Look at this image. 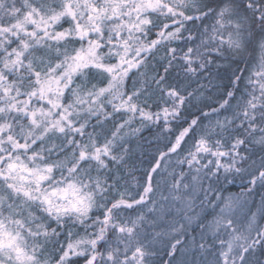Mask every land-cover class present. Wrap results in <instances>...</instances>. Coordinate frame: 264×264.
Wrapping results in <instances>:
<instances>
[{
    "label": "snow or ice",
    "instance_id": "1",
    "mask_svg": "<svg viewBox=\"0 0 264 264\" xmlns=\"http://www.w3.org/2000/svg\"><path fill=\"white\" fill-rule=\"evenodd\" d=\"M0 264H264V0H0Z\"/></svg>",
    "mask_w": 264,
    "mask_h": 264
},
{
    "label": "trees",
    "instance_id": "2",
    "mask_svg": "<svg viewBox=\"0 0 264 264\" xmlns=\"http://www.w3.org/2000/svg\"><path fill=\"white\" fill-rule=\"evenodd\" d=\"M192 87L195 88V87H196V84H193ZM190 90H191V89H190ZM209 95H210V94H209ZM214 106H215V105H213V107H214ZM155 131H156V130L154 129V130H153V133H149V132H147V131L144 132V133H143V138H144L145 140L153 139V134L155 133ZM134 143H135V141H134ZM147 147H148V146L145 145V148H147ZM152 147H153V148H155V147H160L161 150H165V149H164V144H163V143H160L159 145H153ZM142 159H144V158L141 157V156L139 155V152H137V153L134 155V158H133V160H132L130 163H134L138 169L146 168V167H147V164H146V163L143 164V165H141V163H140V161H141ZM172 159H175V157H173ZM136 175H137L138 177L141 176V175H142V171H137ZM238 183H239V180H237V184H238ZM164 189H165L164 186L161 185V191H162V192H163ZM228 191H230V192H239L240 189H239V187H237V186H231V187L228 188ZM159 194H160V193H157V198H158V195H159Z\"/></svg>",
    "mask_w": 264,
    "mask_h": 264
},
{
    "label": "rangeland",
    "instance_id": "3",
    "mask_svg": "<svg viewBox=\"0 0 264 264\" xmlns=\"http://www.w3.org/2000/svg\"><path fill=\"white\" fill-rule=\"evenodd\" d=\"M163 194L164 195H167V191H166V189H164L163 190ZM160 195V194H159ZM159 195H158V198L157 199H159ZM197 211H199V209H197ZM199 231V229H196V232H198ZM192 234H196V233H193V232H191V230H190V235H192ZM164 259H167V257H164ZM187 259L189 260V261H196V260H198L199 259V254H197V253H193V252H189L188 253V255H187Z\"/></svg>",
    "mask_w": 264,
    "mask_h": 264
}]
</instances>
